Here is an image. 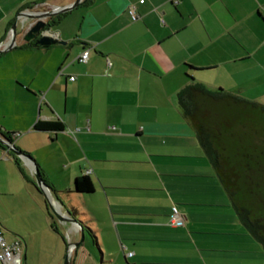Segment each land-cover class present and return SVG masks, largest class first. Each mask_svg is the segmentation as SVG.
<instances>
[{"label":"crops","instance_id":"1","mask_svg":"<svg viewBox=\"0 0 264 264\" xmlns=\"http://www.w3.org/2000/svg\"><path fill=\"white\" fill-rule=\"evenodd\" d=\"M73 1L0 0V42L25 9ZM57 17L47 19L55 22L49 32L66 44L25 47L28 21L18 26L17 46L0 53V130L82 222L72 225L80 243L71 264H264L263 244L240 219L179 102L183 88L199 83L264 104V0H87ZM39 120L63 129L36 130ZM3 146L0 184L40 211L59 239L52 264H63L65 226L32 169ZM82 175L93 190L77 188ZM175 206L180 226L169 221ZM0 224L30 264V237L6 229L3 216Z\"/></svg>","mask_w":264,"mask_h":264},{"label":"trees","instance_id":"2","mask_svg":"<svg viewBox=\"0 0 264 264\" xmlns=\"http://www.w3.org/2000/svg\"><path fill=\"white\" fill-rule=\"evenodd\" d=\"M52 20L46 28L55 23ZM36 42L34 39L24 46L40 47ZM179 100L182 115L192 122L240 219L264 247V104L221 89L208 91L199 83L183 88ZM35 125L36 130L63 129L57 121L39 120ZM0 132L13 141L12 133ZM76 186L85 192L94 189L86 175L76 177Z\"/></svg>","mask_w":264,"mask_h":264},{"label":"water","instance_id":"3","mask_svg":"<svg viewBox=\"0 0 264 264\" xmlns=\"http://www.w3.org/2000/svg\"><path fill=\"white\" fill-rule=\"evenodd\" d=\"M87 0H75L70 4L62 5V6H54V7H45L39 9H29L26 11H22L19 15H17V20L14 22L13 26L9 29V38L7 41L0 42V53L12 50L17 46V29L19 24L26 25L28 21H32V23L29 25V28L26 30V35L24 37V40L27 42L34 40L37 38V36H40L39 39H37L38 46L40 45H53L55 43H64L63 40H60L59 38L52 36L51 32H49L50 27L46 28L47 26V19L50 17H55L56 15L60 14H68V12L72 11L73 9L80 6L82 3H84ZM0 143H2L7 151L14 154L16 157L20 159L21 162L25 163L28 167H30L33 171V176L35 177L37 181V185L39 186V189L42 190L46 197V203L49 204V206L52 208L54 216L57 217V219L63 223L66 230V244L67 251L65 254V258L63 261V264H71L72 259L70 258L72 256L73 250L79 245L80 240H72V225L74 223L79 224L82 226V222L76 218L73 217L70 212L64 211L61 208V204L58 202V198L54 196L53 191L51 190L50 185L46 182V180L41 176L40 169L38 165L35 164V160L31 155L24 151H20L18 147L14 144V141L11 139H7V137L3 136L0 132ZM82 239H84V236L82 235Z\"/></svg>","mask_w":264,"mask_h":264},{"label":"rangeland","instance_id":"4","mask_svg":"<svg viewBox=\"0 0 264 264\" xmlns=\"http://www.w3.org/2000/svg\"><path fill=\"white\" fill-rule=\"evenodd\" d=\"M6 190V184L4 186L0 184V216H3L6 222L11 225V227L8 225L5 228L15 231L19 236L21 233H26L30 237V243L34 245L29 252L30 264H52L51 258H56L61 254L57 249L58 244H56L59 239L46 230L47 227L44 225L42 217L36 215L40 211L36 213L24 193L19 194L17 190ZM42 194L46 201L44 193ZM50 210L53 211L51 207ZM55 251L57 253L54 254Z\"/></svg>","mask_w":264,"mask_h":264},{"label":"built area","instance_id":"5","mask_svg":"<svg viewBox=\"0 0 264 264\" xmlns=\"http://www.w3.org/2000/svg\"><path fill=\"white\" fill-rule=\"evenodd\" d=\"M130 14L133 20H137L139 15L135 12V9L131 7ZM90 57V49L86 48L78 57V60L81 62H87ZM71 79L74 80L75 76H71ZM184 217L178 211L177 207H174V211L171 214L170 222L173 225L180 226L184 224ZM3 226L0 224V264H22L23 262V244L20 240L12 239L9 240L5 236V231Z\"/></svg>","mask_w":264,"mask_h":264},{"label":"flooded vegetation","instance_id":"6","mask_svg":"<svg viewBox=\"0 0 264 264\" xmlns=\"http://www.w3.org/2000/svg\"><path fill=\"white\" fill-rule=\"evenodd\" d=\"M47 8H49L48 6H46ZM42 8H45V7H42ZM40 38V36H37V38L36 39H39Z\"/></svg>","mask_w":264,"mask_h":264}]
</instances>
